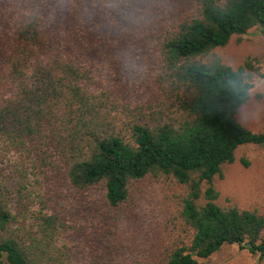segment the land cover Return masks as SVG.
Segmentation results:
<instances>
[{
    "label": "trees",
    "instance_id": "16d2710c",
    "mask_svg": "<svg viewBox=\"0 0 264 264\" xmlns=\"http://www.w3.org/2000/svg\"><path fill=\"white\" fill-rule=\"evenodd\" d=\"M194 2L171 28L126 37L111 0H0V148L60 186L22 225L0 183V264H136L116 229L149 183L174 200L149 264H211L233 245L264 259V213L220 204L215 188L241 147L264 151V130L238 120L257 61L234 69L216 52L264 28V0ZM100 29L118 37L116 52L155 56L145 100L110 88Z\"/></svg>",
    "mask_w": 264,
    "mask_h": 264
},
{
    "label": "rangeland",
    "instance_id": "374dc122",
    "mask_svg": "<svg viewBox=\"0 0 264 264\" xmlns=\"http://www.w3.org/2000/svg\"><path fill=\"white\" fill-rule=\"evenodd\" d=\"M118 8L119 22L116 29L141 36L146 33H160L171 28L191 9L194 0H111ZM110 28V27H109ZM117 36L105 30H99L94 43L103 53V76L110 88L118 90L125 100L137 102L149 95L153 75L156 70V58H147L144 53L133 50L132 53L116 52L114 47ZM223 62L234 69L241 67L246 60H256L255 86L250 100L242 107L238 115L239 122L254 132L264 130V28L252 29L243 36H233L229 44L216 50ZM249 161L246 167L242 159ZM224 177L215 179V188L219 192V203L235 204L241 209H256L264 213V151L253 145L241 147L236 161L224 167ZM58 177L41 174L24 153L4 147L0 148V183L7 188L10 206L14 214L19 215L20 224H33L43 202L56 199V190L60 189ZM64 190H69L67 186ZM67 190V191H68ZM69 193V192H68ZM81 197L71 195L75 205ZM99 199V195H89L86 199ZM96 200V199H95ZM172 191L163 184H144L141 196L130 214L123 213L121 223L116 229L123 245V257L127 262L149 264L152 252L157 249L162 235L167 234L171 226L173 205ZM53 203V201L51 200ZM89 204V203H88ZM149 258V260L147 259ZM211 264H264L260 255L253 254L238 245L226 246L212 258ZM127 264V263H126Z\"/></svg>",
    "mask_w": 264,
    "mask_h": 264
}]
</instances>
